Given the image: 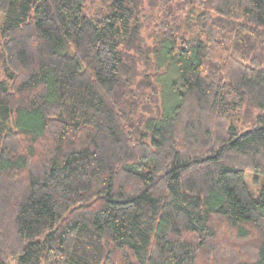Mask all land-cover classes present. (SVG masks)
<instances>
[{"label":"trees","instance_id":"16d2710c","mask_svg":"<svg viewBox=\"0 0 264 264\" xmlns=\"http://www.w3.org/2000/svg\"><path fill=\"white\" fill-rule=\"evenodd\" d=\"M0 16V264H264V0Z\"/></svg>","mask_w":264,"mask_h":264},{"label":"rangeland","instance_id":"374dc122","mask_svg":"<svg viewBox=\"0 0 264 264\" xmlns=\"http://www.w3.org/2000/svg\"><path fill=\"white\" fill-rule=\"evenodd\" d=\"M92 11H93V9L88 10V13L91 14ZM0 25H1V16H0ZM146 34H147L146 31L143 30L142 35L145 37ZM148 43H149V41H148ZM254 111H255V110H254ZM245 180H246V183H247V185L249 186L250 190H251L254 194H257L260 181L258 182V184H255V183L253 182V175H252L251 173H246V174H245ZM8 264H15V261H10Z\"/></svg>","mask_w":264,"mask_h":264}]
</instances>
